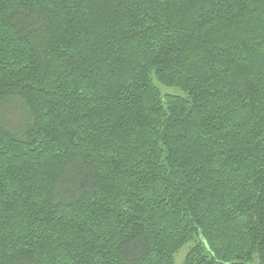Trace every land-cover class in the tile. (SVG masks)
Here are the masks:
<instances>
[{"label":"trees","instance_id":"1","mask_svg":"<svg viewBox=\"0 0 264 264\" xmlns=\"http://www.w3.org/2000/svg\"><path fill=\"white\" fill-rule=\"evenodd\" d=\"M186 247L264 264V0H0V264Z\"/></svg>","mask_w":264,"mask_h":264},{"label":"rangeland","instance_id":"2","mask_svg":"<svg viewBox=\"0 0 264 264\" xmlns=\"http://www.w3.org/2000/svg\"><path fill=\"white\" fill-rule=\"evenodd\" d=\"M163 88V91L165 93H168V92H171V93H175V94H180V90H177V89H169V88H166V87H162ZM186 250H187V247L184 248L178 255H177V264H182L183 263V257L185 256V253H186Z\"/></svg>","mask_w":264,"mask_h":264}]
</instances>
